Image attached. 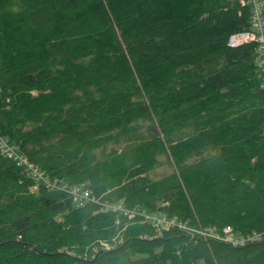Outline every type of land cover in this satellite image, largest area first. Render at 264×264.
Returning a JSON list of instances; mask_svg holds the SVG:
<instances>
[{"label":"trees","instance_id":"obj_1","mask_svg":"<svg viewBox=\"0 0 264 264\" xmlns=\"http://www.w3.org/2000/svg\"><path fill=\"white\" fill-rule=\"evenodd\" d=\"M240 3L0 0V136L98 200L34 191L0 156V264H264V73L226 46Z\"/></svg>","mask_w":264,"mask_h":264},{"label":"built area","instance_id":"obj_2","mask_svg":"<svg viewBox=\"0 0 264 264\" xmlns=\"http://www.w3.org/2000/svg\"><path fill=\"white\" fill-rule=\"evenodd\" d=\"M240 6L249 8L250 15V28L246 32H240L232 35L226 46L231 49H236L241 45L253 44L257 47V65L260 71L264 73V0H241ZM16 146L6 144L5 140L0 136V156L6 160L11 161L18 170H22L27 174L30 181L34 185V191L39 187H44L49 191L64 192L71 197L72 204L76 209H79L83 204H97V199L90 195L89 192H85L80 187L61 188L56 181L50 180L44 173L38 170V168L28 162L21 154ZM33 191V192H34ZM103 211L110 213H122L123 216L129 220H134L135 211H123L120 205H106L103 206ZM149 226L155 228L165 229L171 223L163 217H145ZM257 235H243L236 236L232 228L223 227L221 234L214 238V241H218L222 244L228 245L232 248H241L247 246L250 243H256L258 241Z\"/></svg>","mask_w":264,"mask_h":264}]
</instances>
